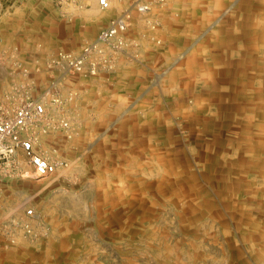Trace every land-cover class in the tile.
I'll return each instance as SVG.
<instances>
[{
  "label": "rangeland",
  "instance_id": "rangeland-1",
  "mask_svg": "<svg viewBox=\"0 0 264 264\" xmlns=\"http://www.w3.org/2000/svg\"><path fill=\"white\" fill-rule=\"evenodd\" d=\"M132 1L102 11L97 0H0V102L26 92L44 100L55 127L37 151L66 164L42 180L16 173L29 169L25 160L0 173V212L32 208L46 233L29 241L16 231L11 245L0 236V264H264V0L201 10L195 24L187 5L213 0H148L147 16L132 11L146 47L169 25L222 39L239 23L235 71L223 72L218 56L206 86L187 80L192 46L161 58L128 56V46L113 70L93 76L52 67L59 51L80 54ZM249 26L256 39L243 42ZM123 60L141 79L125 85L126 99L104 78ZM54 95L66 99L62 114Z\"/></svg>",
  "mask_w": 264,
  "mask_h": 264
},
{
  "label": "built area",
  "instance_id": "built-area-1",
  "mask_svg": "<svg viewBox=\"0 0 264 264\" xmlns=\"http://www.w3.org/2000/svg\"><path fill=\"white\" fill-rule=\"evenodd\" d=\"M165 1L160 0L161 3ZM97 4L102 11L112 8L111 0H97ZM151 5L152 2L148 0H133L129 8L109 20L96 38L82 48L80 54L72 55L59 51L50 64L58 68L61 74L93 76L100 71L113 70L114 55L125 51L129 46L124 34L132 21V11L145 17L150 13ZM144 22L150 28L155 27L150 19H145ZM54 97L55 95L52 105L58 114H62L63 101L66 99ZM48 110L49 106L44 100L35 99L28 92L19 99L10 98L6 102H0V173L10 169L19 170L22 160H25L29 169L24 171V174L16 173L42 180L55 175L61 166H66L61 161H53L45 152L37 151L40 135H47L55 127ZM58 124L68 129V122L63 119ZM18 209L21 211L0 212V236L6 238L7 245L15 242L16 231L29 241L40 240L46 234L40 216L34 209L26 206Z\"/></svg>",
  "mask_w": 264,
  "mask_h": 264
},
{
  "label": "crops",
  "instance_id": "crops-1",
  "mask_svg": "<svg viewBox=\"0 0 264 264\" xmlns=\"http://www.w3.org/2000/svg\"><path fill=\"white\" fill-rule=\"evenodd\" d=\"M251 3L246 1H233V0H213L211 2H199L196 7L192 6L191 4L187 5V8L191 9L188 13H186V20L188 23L192 21L193 24L195 22L200 23L202 18L205 15V12L201 10L206 9H212V8H228V7H238V8H249L252 7L250 5ZM194 8L199 9L198 11L193 10ZM239 23H233L232 28H228L227 35L224 36L222 39L217 37L218 35H214L212 38H205V36H200L198 38H193L192 33H190L191 28L194 25H188L185 26L189 28L190 30L187 31H176L169 29L170 25L167 27H164L162 32L155 33V35H150L149 38V45L146 47V45H143V30L139 29L136 30L133 34V28L134 25L132 24V21L130 23V26L126 33L124 34V37L126 38L127 42L129 43V47L127 48V55H137L139 52L141 54H145V51L153 52L155 51V55L159 58L164 57L168 52L170 51H177L179 49L185 48L188 50L191 46V52L194 53L193 56L191 55L192 61L191 64L194 63L193 67L190 66L187 67V70L185 72L187 73H194L192 75H187V80L189 83H200L202 86H206L205 84H209V82H206L205 78L203 77L204 74H207L209 72H216V66H217V59L218 56L222 57L223 60L220 62L223 64L222 71L225 72L226 70L230 73L231 71H235V67L231 64L235 61L234 58H239L241 55V44H242V37L240 36L241 27L238 26ZM249 24H251L249 22ZM136 26V25H135ZM196 26V25H195ZM133 27V28H132ZM131 28V29H130ZM230 29V32H229ZM254 26L252 28L249 26L247 36L244 37V41L246 40H255L256 39V32L254 31ZM245 33V32H244ZM154 41V42H153ZM190 52V51H189ZM210 57L211 63H214V69L210 68V63L205 62V58ZM212 58L214 60H212ZM230 58L233 61H230ZM214 61V62H213ZM217 61V62H216ZM231 62V63H230ZM238 65V64H237ZM225 66H228L225 68ZM232 66V70L231 67ZM130 64H127L126 60H123L120 65H118L115 70L112 72V74L104 75L106 77H109L106 81L110 82H116V85L121 87L119 93L120 96L124 99H126V94L124 95V92L122 89H125V85L129 84L130 81L137 82L138 80H141L139 76H137L136 70L132 68ZM137 69V68H135ZM190 69V70H189ZM138 70V69H137ZM129 73H135L136 75H128ZM97 79H101L102 76L98 75ZM199 78V80L197 79ZM96 79V78H95ZM96 79V80H97ZM111 79V80H110ZM197 79V80H196ZM229 83L233 82V80L228 79ZM213 83L216 82V80L210 81ZM215 85V84H214ZM208 86V85H207Z\"/></svg>",
  "mask_w": 264,
  "mask_h": 264
}]
</instances>
